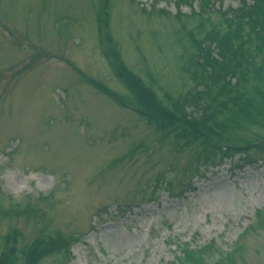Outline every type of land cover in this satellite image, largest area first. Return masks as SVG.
Wrapping results in <instances>:
<instances>
[{
    "label": "rangeland",
    "instance_id": "obj_1",
    "mask_svg": "<svg viewBox=\"0 0 264 264\" xmlns=\"http://www.w3.org/2000/svg\"><path fill=\"white\" fill-rule=\"evenodd\" d=\"M177 1L0 0V255L58 241L62 259L37 264H180L187 242L214 243L218 264H264V150L255 165H203L115 96L134 92L121 67L156 99L185 92L188 31L221 29L239 6L201 16ZM254 85L231 141L264 139Z\"/></svg>",
    "mask_w": 264,
    "mask_h": 264
},
{
    "label": "trees",
    "instance_id": "obj_2",
    "mask_svg": "<svg viewBox=\"0 0 264 264\" xmlns=\"http://www.w3.org/2000/svg\"><path fill=\"white\" fill-rule=\"evenodd\" d=\"M193 1L198 3L197 12L202 16L212 11L211 6L219 0H178L177 3L192 6ZM238 2V7L222 11L225 25L221 29L210 25L201 38L199 29L188 31L192 52L185 58L183 67L190 72L193 85L185 92L176 96L168 93L156 99L150 88L143 87L138 75L120 68L134 92L115 96L163 133L183 141L185 146H196L198 162L203 165L220 164L237 155L240 158L234 165H255L253 155L264 150V139L235 142L228 138L239 118L250 119L257 110V100L245 88L249 81L255 83L256 93L264 98V0ZM190 14H196L193 8ZM197 26H203V22ZM254 223H264L263 210H257ZM213 244L191 247L184 242L177 248V261L218 264ZM70 245L68 242L61 246L57 241L15 246L0 255V264H37L47 255L62 259L63 250L68 251ZM236 247L226 251L225 256L229 257Z\"/></svg>",
    "mask_w": 264,
    "mask_h": 264
}]
</instances>
